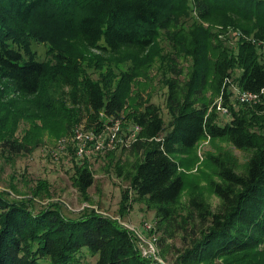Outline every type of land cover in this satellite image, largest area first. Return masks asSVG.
Returning <instances> with one entry per match:
<instances>
[{"label": "trees", "instance_id": "16d2710c", "mask_svg": "<svg viewBox=\"0 0 264 264\" xmlns=\"http://www.w3.org/2000/svg\"><path fill=\"white\" fill-rule=\"evenodd\" d=\"M192 12L241 35L234 50L217 46L210 68L195 69L185 86L169 81L168 121L152 101L129 107L122 85L114 81L120 59L97 79L86 70L91 67L87 51L116 58L128 49H149ZM51 29L59 35L53 34L55 40L47 38ZM263 39L264 0H0V122L3 113L19 119L30 112L6 101L11 94L54 107V116L65 119L66 134L79 122L96 133L119 120L131 122L134 138L123 149L136 161L129 172L123 167L116 172L129 183L122 192L123 208L145 203L155 212L159 231L191 232L176 264H264V50L255 42ZM39 42L49 46L45 58L34 48ZM207 87L229 109L231 118L224 124L204 94ZM58 91L65 98L60 105L53 94ZM236 91L261 100L236 107ZM206 137L224 139L250 158L244 172H237L230 161L211 156L219 181L209 179L208 185L219 207L212 210L193 192L183 216L178 206L185 179L175 156L193 151ZM1 147L12 154L29 151L11 138ZM75 169L76 185L85 193L95 183L94 174L84 165ZM89 255L97 257L94 264H159L143 254L130 230L94 209L70 217L56 205L36 210L0 194V264H85Z\"/></svg>", "mask_w": 264, "mask_h": 264}, {"label": "rangeland", "instance_id": "374dc122", "mask_svg": "<svg viewBox=\"0 0 264 264\" xmlns=\"http://www.w3.org/2000/svg\"><path fill=\"white\" fill-rule=\"evenodd\" d=\"M191 14L177 27L170 26L169 31L161 33L149 49H128L116 58L98 50L87 51L91 67L86 66V70L97 79L111 71L110 63L114 59H120L122 64L115 67L114 81L122 85L129 107L135 101H152L161 107L168 121L166 99L169 81L176 80L181 86H185L195 69L210 68L217 54V46L234 50L241 35L240 31L231 26L225 27L213 20H201L195 12ZM51 30L52 33H47L49 40L54 39L55 32V37L59 36L57 31ZM65 39L76 42L69 36ZM198 41L202 48L194 47ZM48 47V44L40 42L34 46L42 58L46 57ZM237 74L239 71L235 72ZM53 94L58 105L65 100L60 91ZM204 94L213 101L211 106L219 102L223 105L220 95L214 94L209 87ZM236 97L234 94L232 103L239 107ZM6 101H17L30 112L25 118L19 119H15L18 118L16 115L2 114L4 123L0 122V143L9 138L15 139L25 144L29 151L12 154L3 151L0 144L1 195L11 201L25 202L36 210L56 205L70 217L94 209L130 230L137 237L142 252L148 250L146 242L156 239L158 256L165 264H176L178 256L188 248L191 232L171 227L168 228V233L163 228L159 231L155 212L145 203L129 201L131 207L123 208L122 192L129 183L116 172L118 167L129 172L136 161L129 151L123 149L133 139L135 131L131 122L124 119L118 121L119 131L112 146L89 157H80L73 142V131L82 123L75 124L73 131L66 134L65 119L55 117V108H48L42 99H22L11 94L6 97ZM68 110H73L70 105L66 106V111ZM217 114L220 124L231 118L230 113L225 115L217 111ZM128 131L131 132L130 135H127ZM108 133L107 131L105 135ZM211 156L230 161L237 172H244L250 153L235 148L224 139L206 137L193 151L176 155L179 171L185 179V189L178 206L183 216H186L193 192L201 194L212 210L219 207L220 199L208 185L209 179L219 181L215 173L216 166L210 161ZM76 165H84L94 174L95 183L85 193L76 185ZM145 223L152 224L153 230L147 231ZM96 259L97 257L89 255L84 262L94 264ZM201 264H224V261Z\"/></svg>", "mask_w": 264, "mask_h": 264}, {"label": "built area", "instance_id": "2783aa9c", "mask_svg": "<svg viewBox=\"0 0 264 264\" xmlns=\"http://www.w3.org/2000/svg\"><path fill=\"white\" fill-rule=\"evenodd\" d=\"M259 47L264 50V39L261 41H255ZM237 102L240 105H252L260 102L261 97L258 94L251 92H242L236 91ZM222 98V97H221ZM212 108H215L216 111L221 112L222 114H229V109L222 105V102L213 105ZM138 129V128H137ZM109 132L105 135L106 132ZM119 131L118 122L111 128L104 130L101 133H96L93 130L86 129L84 123L76 126L73 131V142L76 145L77 155L80 157L91 156L96 153L103 152L108 147L114 144ZM134 138V134L132 135ZM144 228L147 231H152V224L145 223ZM156 239L153 241L146 242L148 244V250L144 251L143 254L149 258H152L157 261L159 264H165L164 260L158 256V251L155 243ZM84 264V263H81Z\"/></svg>", "mask_w": 264, "mask_h": 264}]
</instances>
